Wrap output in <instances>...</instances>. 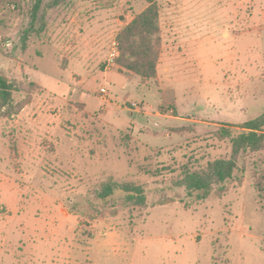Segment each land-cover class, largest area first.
Listing matches in <instances>:
<instances>
[{
  "label": "rangeland",
  "instance_id": "rangeland-1",
  "mask_svg": "<svg viewBox=\"0 0 264 264\" xmlns=\"http://www.w3.org/2000/svg\"><path fill=\"white\" fill-rule=\"evenodd\" d=\"M10 1L0 74L36 87L14 92L30 102L0 117V264H264L253 174L264 148L239 158L222 194L175 185L182 165L230 154L215 130L235 136L264 112V0H157L165 58L143 82L104 66L145 1L61 0L42 30L41 8L31 23L29 0ZM109 176L142 185L146 205L99 198Z\"/></svg>",
  "mask_w": 264,
  "mask_h": 264
},
{
  "label": "trees",
  "instance_id": "trees-1",
  "mask_svg": "<svg viewBox=\"0 0 264 264\" xmlns=\"http://www.w3.org/2000/svg\"><path fill=\"white\" fill-rule=\"evenodd\" d=\"M60 1L29 0V5H31L27 9V14L30 22H33L41 8L39 29H44L46 11ZM143 1L146 2L145 8L118 29L115 35L117 55L113 61V65H116L119 71L133 74L142 82L157 77V66L162 52L158 1ZM32 87H36L32 81L24 84L0 74V117L12 118L18 115L30 102V96L26 94L23 99L16 101L13 93L18 91L28 93ZM238 126L242 131L235 136H232L228 127H220L213 133L219 140L230 139L231 151L227 157L216 158L209 161L206 166L199 168L188 164L182 165L180 177L175 183L176 187H184L188 194L198 193L201 199L206 198L215 186L222 194L225 190L224 184L234 178L239 158L248 152H259L264 148V112ZM253 174L254 188L262 199L264 169L256 164ZM117 191L123 193L124 202L127 204L139 207L146 205V194L142 185L132 181H117L112 176L101 182L97 196L106 199Z\"/></svg>",
  "mask_w": 264,
  "mask_h": 264
},
{
  "label": "crops",
  "instance_id": "crops-1",
  "mask_svg": "<svg viewBox=\"0 0 264 264\" xmlns=\"http://www.w3.org/2000/svg\"><path fill=\"white\" fill-rule=\"evenodd\" d=\"M144 7H145V6H143V8H142L141 10H139L138 12H136L135 14L139 13L140 11H142V10L144 9ZM135 14H133V15H131V16H127V17H126V20L123 21V25L126 24V23H128V22L134 17ZM159 18H160V13H159ZM160 26H161V28H162L161 20H160ZM166 46H167V45H166L165 37L162 35V52H161V54H160L159 64H158V66H157V77H158V71H159V68H160V66H161V62H162L163 59L165 58V48H166ZM114 66H115V65H114ZM104 69H107V67L104 66ZM116 69L118 70L117 66H116ZM165 70H167V68H165ZM118 71H119V70H118ZM119 72L126 74V73L123 72V71H119ZM126 75H130V74H126ZM130 76H133V75H130ZM161 93H162V97H163L164 99H165V98L168 99V103H171V104L174 105L173 97H172V93H171V91H169V90H167V89H166V90L162 89ZM168 95H169V96H168ZM167 96H168V97H167ZM166 101H167V100H165V102H166ZM156 115H158V116H162V114L159 113V112H156ZM163 116H165V115H163Z\"/></svg>",
  "mask_w": 264,
  "mask_h": 264
},
{
  "label": "built area",
  "instance_id": "built-area-1",
  "mask_svg": "<svg viewBox=\"0 0 264 264\" xmlns=\"http://www.w3.org/2000/svg\"><path fill=\"white\" fill-rule=\"evenodd\" d=\"M17 5H18V1L17 0H11L10 3H7V7L11 10H14L17 8ZM117 55V44L116 42L114 41L113 42V47L111 49V52L109 54V57L107 59L108 61V64L106 65V67H108L109 64H113V61H114V58L115 56ZM107 89L104 88V87H101L100 88V93H101V99L103 98V95L107 94Z\"/></svg>",
  "mask_w": 264,
  "mask_h": 264
}]
</instances>
